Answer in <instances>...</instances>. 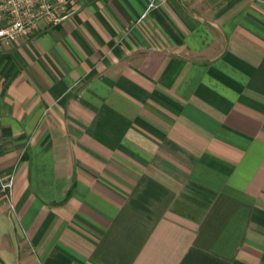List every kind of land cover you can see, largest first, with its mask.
I'll use <instances>...</instances> for the list:
<instances>
[{"label":"crops","instance_id":"crops-1","mask_svg":"<svg viewBox=\"0 0 264 264\" xmlns=\"http://www.w3.org/2000/svg\"><path fill=\"white\" fill-rule=\"evenodd\" d=\"M152 1L0 51V264H264V0Z\"/></svg>","mask_w":264,"mask_h":264},{"label":"built area","instance_id":"built-area-1","mask_svg":"<svg viewBox=\"0 0 264 264\" xmlns=\"http://www.w3.org/2000/svg\"><path fill=\"white\" fill-rule=\"evenodd\" d=\"M79 0H0V51L78 15ZM150 7H159L156 0ZM14 177H0V198L12 200ZM13 207V205H12Z\"/></svg>","mask_w":264,"mask_h":264}]
</instances>
